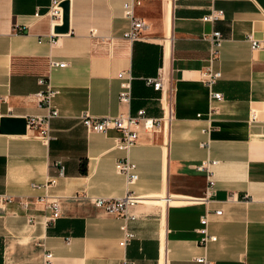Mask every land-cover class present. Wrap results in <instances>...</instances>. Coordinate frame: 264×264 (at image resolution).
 <instances>
[{"label": "crops", "instance_id": "obj_1", "mask_svg": "<svg viewBox=\"0 0 264 264\" xmlns=\"http://www.w3.org/2000/svg\"><path fill=\"white\" fill-rule=\"evenodd\" d=\"M52 1L68 4L66 33L53 32L61 12L51 19ZM210 10L222 16L202 22ZM134 15L148 28L130 42L122 38L121 0H0V119L42 116L34 94L46 80L57 91L46 143L26 129L0 134V194L13 198L0 212V264H189L202 254L211 264H264V50L247 41L262 39L264 12L254 0H139ZM213 31L223 42L211 59L205 36ZM50 61L66 66L49 68ZM207 71L219 73L211 85ZM119 72L131 77L128 105L118 101ZM158 74L163 92L145 84ZM167 105L166 131L134 128L137 181L126 188L113 169L119 133L87 132L79 117L159 119ZM201 162L213 163L206 204L197 201L206 185L195 169ZM126 189L142 201L128 210L133 239L120 248L121 220L92 199ZM42 197L57 203L53 221ZM205 210L221 215L208 217L215 241L204 251L195 230Z\"/></svg>", "mask_w": 264, "mask_h": 264}, {"label": "built area", "instance_id": "obj_2", "mask_svg": "<svg viewBox=\"0 0 264 264\" xmlns=\"http://www.w3.org/2000/svg\"><path fill=\"white\" fill-rule=\"evenodd\" d=\"M139 5V0H121V14L124 19L128 22L127 29L123 32L122 38L134 42L138 41L141 37L142 31L148 28V24L139 19L134 15V8ZM60 8L55 1H52L50 7L48 8V14L51 19L58 20L60 17ZM222 16L221 11L210 10L208 13L202 16L201 21L210 23L214 22ZM205 39L209 43V54L211 59L217 54L218 49L223 42V38L218 31H213L205 36ZM249 42V47L251 50H264V34L261 40H253L250 36L247 37ZM51 43L52 40H49ZM49 68H63L66 66L64 62L50 61L48 63ZM117 79L119 80V92L118 101L121 104L128 105L130 102V82L131 77L129 74L119 72L117 74ZM204 81L207 85H211L216 79L219 78L218 72L207 71L202 74ZM44 84V90L34 94V99L38 106L45 110L42 116H32L25 119V129L27 133H30L33 137L37 138L40 142L46 143L49 139V120L57 116V111L51 106V100L57 94V91L52 89L46 80L42 82ZM147 86H151L154 91L163 92V78L158 74L155 78H148L145 80ZM210 98L213 101H221L222 96L219 93H211ZM172 119V113L169 105L163 110V114L159 119H148L142 115V112H138L137 116L130 117L127 115H117L114 117L104 116V117H91L83 113L80 117V123L85 128L87 132L92 133H104L108 130H115L119 133V136L115 138L112 149L121 153V157L115 161L113 169L115 174L121 176L124 180L125 186L130 187L137 181V174L135 165L129 160V152L136 144L137 132L134 129L138 124H141L143 129L149 132L152 131H166L170 121ZM255 120V115L250 114V121ZM202 133H207L206 129L201 130ZM202 148H207V142H202L199 144ZM213 164L212 162H201L195 169L199 172H204L206 174V185L204 188L203 197L199 201L202 204H206L208 199H210L214 194V182L211 180L210 172L208 166ZM57 165V175H62V167ZM54 183L53 180H48L46 184L41 186L32 187H42L45 188ZM142 198L133 194L132 191L126 189L124 194L118 198H94L92 199V204L104 211L106 214L112 215L121 220L122 225L120 226L121 238L118 241V246L124 248L133 239V234L128 232L125 228V224L128 221H132L134 217L128 214V210L140 203ZM13 202V198L6 195L0 194V212L3 207L9 203ZM37 202L46 204L49 209L50 214L48 216V221H53L58 216V207L55 200L46 202L44 197L38 198ZM27 203L20 202L22 208H27ZM221 215L220 210L208 211L205 210L204 213L198 218V228L195 233L199 236L197 240V245L201 247L204 251L209 243L215 241V237L211 236L207 231L208 217L214 216L219 217ZM46 260L51 258L49 253L44 255ZM120 264H131L125 261L120 262ZM189 264H211L205 254L196 256L191 259Z\"/></svg>", "mask_w": 264, "mask_h": 264}, {"label": "water", "instance_id": "obj_3", "mask_svg": "<svg viewBox=\"0 0 264 264\" xmlns=\"http://www.w3.org/2000/svg\"><path fill=\"white\" fill-rule=\"evenodd\" d=\"M260 9L264 12V0H254ZM67 2H61L58 7L61 9V25L55 27V34H63L67 31ZM0 134L24 135L25 134V119L23 118H1L0 119Z\"/></svg>", "mask_w": 264, "mask_h": 264}]
</instances>
